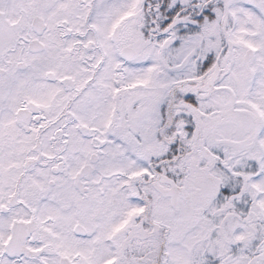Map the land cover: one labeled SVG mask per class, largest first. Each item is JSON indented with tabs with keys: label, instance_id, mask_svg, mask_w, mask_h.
Instances as JSON below:
<instances>
[{
	"label": "snow or ice",
	"instance_id": "1",
	"mask_svg": "<svg viewBox=\"0 0 264 264\" xmlns=\"http://www.w3.org/2000/svg\"><path fill=\"white\" fill-rule=\"evenodd\" d=\"M0 264H264V0H0Z\"/></svg>",
	"mask_w": 264,
	"mask_h": 264
}]
</instances>
